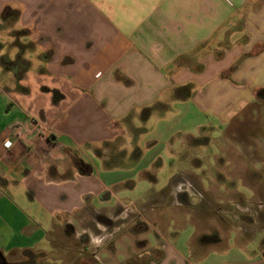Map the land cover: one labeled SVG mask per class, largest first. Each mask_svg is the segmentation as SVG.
Listing matches in <instances>:
<instances>
[{
    "label": "crops",
    "instance_id": "obj_1",
    "mask_svg": "<svg viewBox=\"0 0 264 264\" xmlns=\"http://www.w3.org/2000/svg\"><path fill=\"white\" fill-rule=\"evenodd\" d=\"M0 20L25 34L0 56V263L223 264L209 250L220 232L193 223L213 219L190 208L194 191L212 199L208 174H220L221 203L239 183L264 188V167L242 162L261 155L264 0H0ZM7 56L25 73L5 68ZM237 123L252 145L227 132ZM213 143L214 170L195 164ZM131 201L177 207L119 243L134 227L121 211Z\"/></svg>",
    "mask_w": 264,
    "mask_h": 264
},
{
    "label": "rangeland",
    "instance_id": "obj_2",
    "mask_svg": "<svg viewBox=\"0 0 264 264\" xmlns=\"http://www.w3.org/2000/svg\"><path fill=\"white\" fill-rule=\"evenodd\" d=\"M8 27L9 29H5ZM18 32L19 31L16 25L9 24V23L5 24V23H2L0 20V49L6 47V49L0 50V56L2 55L9 56L11 55L12 52H14L13 50H15L16 48H14L13 46L16 43H18L17 40L20 38V36L25 35L23 33H18ZM21 43L23 44V42ZM8 56L2 60V64L5 66V68L13 69L16 72H19L18 69L20 68L21 75L25 73L28 67V63L20 59L21 57L19 58L20 60L15 61V60H12L13 59L12 56H10L11 58ZM25 57L28 60H30V62L34 66L30 68V74L26 80L30 82L33 86L36 83V77H37L36 74L39 73L40 71L38 68V65H40V63L35 57V52L29 51L28 54L25 55ZM37 98L42 99L39 96ZM45 98L49 99L48 96H46ZM260 120L261 122L262 120H264V112L261 113ZM247 122L249 123L248 130L250 132H253L254 130L259 131V126H256V124H252V121H246L245 123ZM263 126L264 124L261 125V129L263 130L261 131L262 136L259 139L260 145L257 147L258 149H260L261 155H259L258 157L254 159L252 157L250 158V160H247L246 158H244V161H242L246 163V166L252 169L254 168L257 171L259 170L258 168L262 169L264 167V139H263L264 138V127ZM243 127L244 126L237 123V124L232 125L227 130V132L232 135L233 133L239 132L241 130L240 137L242 141L246 144L245 145L241 143L242 148L247 147L252 143V142L249 143L250 142L249 136H248L249 132L247 131V128L245 130H242ZM212 137H215V135H213ZM139 146L142 149V151H145L143 150L144 141L140 143ZM114 148L115 147H113V150ZM196 151H197L196 152L197 156H196V159L194 160V163L197 164V163H200L199 161H203L206 164V166H209L208 168H211L212 170H214L212 167H215L217 165V162H215L214 158L216 156L218 157L219 155H222L221 151H219V146H217L214 143L209 146H201ZM232 153L234 154V156L230 158L234 161V163H236L237 158L239 160H242L243 157L236 156L238 155L236 151H233ZM203 154L207 156L206 159H204L205 156L202 157ZM208 175H211L212 180H213V183L211 185L209 184L210 196L212 197V199L205 198V196L200 194L198 190L194 191L195 193H197L196 194L197 196H202V199H201L200 204L195 205V206L192 205L190 209L193 212L201 213L202 215L210 214V216L208 217L210 219H213V220H209V222H204V220L199 221V222L194 221L193 223L200 229V232L209 234L210 233L209 230H213L215 232L216 231L220 232L219 233L220 236L222 235V238L224 240L223 244H221V246H212V248L209 249L211 251L210 253L216 254L220 262H222L223 264H260L261 261H263L264 259V188L258 189L256 191H252L250 188L243 187V185H241L240 183L238 184L236 191H233V190L231 191L226 187L225 189H222V190L228 189L227 191L231 192V194H229L230 197H233L234 194L236 195L237 193L239 194V196L235 199L233 198L230 199L225 204V203H221L222 202L221 195L223 194L220 193V190H221V184H220V178H219L220 174L213 173V174H208ZM245 175L249 176L250 182L257 180L259 177H261V174H258L256 172L250 173V174L246 173ZM206 194L205 195L208 197L209 193L207 192ZM209 200H212L211 201L212 203ZM175 207L177 206H173L174 208L173 209L171 205H166V204H159V205L152 204L148 206L147 205L143 206V205H140V203L136 201L125 203V205L121 207V211L122 213L126 212L125 214H128V216L133 219L134 227L132 229H130L129 227L120 228L122 232L124 230H126L127 232L123 233L119 237V240H120L119 243L125 242V239H122V237L126 233L131 234V233H137V232L139 233L140 231L141 232L145 231L144 228H141L142 225L140 226L141 224L140 222L143 223L144 219H150V216L153 213L155 214V216H157V214L159 213V210H163L167 212L165 214L164 220L170 219L171 216H174L173 214H174ZM177 210H179L178 208L176 209V212L181 211L180 213L182 214L191 212L190 210H189L190 212H186L183 210L177 211ZM227 213L230 214L229 218L225 215ZM231 214L236 215L237 219L236 220L233 219ZM223 217L227 220V221H224L227 226L223 225V222L220 220ZM150 227L154 229L155 226H151L150 224ZM136 228L137 230H135ZM185 228L186 227L184 226L179 231H182ZM162 230L165 231L163 228H159L156 231L160 233V235H162L161 234L163 232ZM199 234H202V233H199ZM165 235L166 233L164 234V236ZM201 238L204 239L207 237H204L203 235V237ZM92 250L93 251H91V253L92 254L96 253V257L100 258V255L102 256V253H105V251H107V247L106 245H102L99 248L97 249L93 248ZM91 256L93 258V255ZM17 259H19V261L25 262L24 264H27L30 258L27 255L26 256L22 255V256H19ZM197 259H199V257L195 258V262L199 263ZM39 261L40 260L37 259L36 264H39ZM28 264H32V263H28Z\"/></svg>",
    "mask_w": 264,
    "mask_h": 264
},
{
    "label": "trees",
    "instance_id": "obj_3",
    "mask_svg": "<svg viewBox=\"0 0 264 264\" xmlns=\"http://www.w3.org/2000/svg\"><path fill=\"white\" fill-rule=\"evenodd\" d=\"M39 258H40V255L31 254L30 259L28 260V263L35 264L37 262V259H39Z\"/></svg>",
    "mask_w": 264,
    "mask_h": 264
},
{
    "label": "water",
    "instance_id": "obj_4",
    "mask_svg": "<svg viewBox=\"0 0 264 264\" xmlns=\"http://www.w3.org/2000/svg\"><path fill=\"white\" fill-rule=\"evenodd\" d=\"M2 257V255L0 254V258ZM1 264V263H0ZM3 264H6L5 262Z\"/></svg>",
    "mask_w": 264,
    "mask_h": 264
}]
</instances>
